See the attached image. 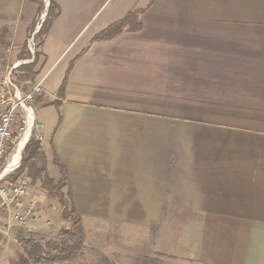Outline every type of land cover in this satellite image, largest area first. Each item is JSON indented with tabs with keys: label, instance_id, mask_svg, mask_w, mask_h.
Here are the masks:
<instances>
[{
	"label": "crops",
	"instance_id": "crops-1",
	"mask_svg": "<svg viewBox=\"0 0 264 264\" xmlns=\"http://www.w3.org/2000/svg\"><path fill=\"white\" fill-rule=\"evenodd\" d=\"M55 2L28 84L41 85L35 105L45 93L57 102L50 143L40 136L83 223L140 226L147 258L175 257L182 231L196 264H264V0ZM38 8L0 0L7 67L23 61L10 51L31 39ZM131 11L140 29L93 41Z\"/></svg>",
	"mask_w": 264,
	"mask_h": 264
},
{
	"label": "trees",
	"instance_id": "trees-1",
	"mask_svg": "<svg viewBox=\"0 0 264 264\" xmlns=\"http://www.w3.org/2000/svg\"><path fill=\"white\" fill-rule=\"evenodd\" d=\"M39 4L38 17L29 28L28 38L34 37L36 42L35 54L32 55L28 49L27 42L20 46L18 60L32 59L31 63L22 64L16 70H21V80L24 92H29L33 74L38 73L41 66L43 53L41 47L45 36L48 34L53 20L58 16L59 9L55 0H50V6L45 20L41 24L40 30L35 34L41 14L45 10L44 0H32ZM139 12L131 11L123 19L114 22L93 39L100 42L114 38L124 30L135 31L141 28L138 22ZM10 46V39L0 40V61L1 68L5 67L8 53L7 47ZM19 49V48H18ZM15 70L13 71V77ZM64 87L58 93L62 96ZM39 95L36 96V99ZM42 98V97H41ZM35 99V100H36ZM40 99V98H39ZM56 101L47 100L44 105H54ZM39 129H33L30 140L25 147L20 166L11 174L7 175L1 185L9 188L18 183L22 178L28 177L31 186L36 192L47 199L49 202H57L61 207L60 220L54 226V232H42L37 230H20L17 239L20 244V251L8 257L9 264H93V251L88 250L85 231L83 228L82 217L79 214L75 200L73 199L70 180L64 165L59 161L52 151L44 148L43 142L39 139ZM57 167L56 175H51L50 167ZM64 223L69 224L65 228ZM145 258V257H144ZM156 260L145 258L143 264H152ZM101 264H109L102 262Z\"/></svg>",
	"mask_w": 264,
	"mask_h": 264
},
{
	"label": "rangeland",
	"instance_id": "rangeland-1",
	"mask_svg": "<svg viewBox=\"0 0 264 264\" xmlns=\"http://www.w3.org/2000/svg\"><path fill=\"white\" fill-rule=\"evenodd\" d=\"M45 1L48 3L49 0ZM42 22H39V24H42ZM7 37L11 38V34H7ZM34 43L36 49V42L34 41ZM20 46L17 47V49L19 48V51ZM11 52L13 51H10V55H12L10 60L14 63L18 58L17 56L15 57ZM43 66H40L38 73L33 74L32 77H30L31 80L33 79L36 81L40 72H42ZM9 67H7V64L3 68L0 67V79L3 77L4 73ZM21 73V70H15V76L13 77V80L18 85H22V82L19 79L25 80ZM47 100L53 101V95L45 93L44 96L39 100V105H34L35 111L37 113V121L35 122L34 129H38V124L42 125L43 128L40 129V132L42 135H44L46 142L49 144L52 136L50 126L51 123H53V120L55 122L58 108L54 105H43ZM44 125L46 127H44ZM50 173L53 176L56 175L57 167L51 165ZM32 189L35 188L32 186L31 191ZM41 197L42 199L38 201L36 206V214L34 215V218H30L27 227H20L19 230L28 229L42 232L57 231L54 230V226L57 224V221L59 222L60 220L59 216L62 212L61 207L57 202H49L43 196ZM32 199L33 194H31V197L29 195V199H27V201ZM5 221L6 214L0 213V229H5ZM63 226L68 228L69 224L64 223ZM166 227H168V225L165 226V228ZM178 227H180V225H178ZM83 228L87 238L86 240L88 250L93 251V264H101L103 261L109 264H143L145 259L144 257H147L145 255H141L143 250L142 248L145 247L144 241L147 239L142 236L140 226L124 224V222L120 221H113L108 217H85ZM13 235V232L9 235H6L0 230V264H9L8 257L16 252L13 250V245L16 246L17 243V245H19V240L17 237H13ZM175 235L179 240V247L174 251L175 257H156L155 255L149 256L148 258L156 260L152 264H196L192 260V256L189 254L191 250L189 249L188 253L187 249L185 250L183 247H181L183 244L182 239L184 233L182 231H176Z\"/></svg>",
	"mask_w": 264,
	"mask_h": 264
},
{
	"label": "built area",
	"instance_id": "built-area-1",
	"mask_svg": "<svg viewBox=\"0 0 264 264\" xmlns=\"http://www.w3.org/2000/svg\"><path fill=\"white\" fill-rule=\"evenodd\" d=\"M28 49L35 54L34 37L27 42ZM31 60L14 63L0 79V213L6 214L5 234L9 235L13 227H27L30 218L36 214V206L41 200L39 196L27 201L31 190V180L22 178L9 188L1 185V181L13 173L21 164L22 155L27 146L36 122L34 108L36 96L42 91L41 85H34L29 92L13 80V71ZM34 117L31 135L24 147H21L30 116ZM42 141L43 137H39ZM19 155L15 166L7 171L10 163ZM35 199V200H34Z\"/></svg>",
	"mask_w": 264,
	"mask_h": 264
},
{
	"label": "bare ground",
	"instance_id": "bare-ground-1",
	"mask_svg": "<svg viewBox=\"0 0 264 264\" xmlns=\"http://www.w3.org/2000/svg\"><path fill=\"white\" fill-rule=\"evenodd\" d=\"M29 119H30V120H29V127L26 129V132H25V135H24L23 141H22V143H21V147H24L25 143L27 142V140L29 139V137H30V135H31V128H30V127L32 126V123H33V119H34L33 115L30 116ZM18 158H19V155H17V156L15 157L14 162L10 163V165L8 166L7 171L11 170V169L15 166V164H16Z\"/></svg>",
	"mask_w": 264,
	"mask_h": 264
},
{
	"label": "water",
	"instance_id": "water-1",
	"mask_svg": "<svg viewBox=\"0 0 264 264\" xmlns=\"http://www.w3.org/2000/svg\"><path fill=\"white\" fill-rule=\"evenodd\" d=\"M47 4H48V6H49V4H50V3H49V1H48V3H47ZM48 6H47V7H48ZM46 15H47V12L44 14V17H45ZM38 31H39V29L37 30V32H38ZM37 32H36V33H37ZM36 33H35V34H36ZM37 128H39V126H38V125H37Z\"/></svg>",
	"mask_w": 264,
	"mask_h": 264
}]
</instances>
